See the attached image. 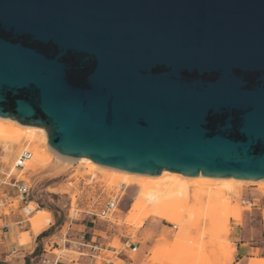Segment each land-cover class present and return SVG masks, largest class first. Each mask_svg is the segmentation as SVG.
Wrapping results in <instances>:
<instances>
[{
    "label": "water",
    "instance_id": "1",
    "mask_svg": "<svg viewBox=\"0 0 264 264\" xmlns=\"http://www.w3.org/2000/svg\"><path fill=\"white\" fill-rule=\"evenodd\" d=\"M0 117L108 167L264 179V0H0Z\"/></svg>",
    "mask_w": 264,
    "mask_h": 264
},
{
    "label": "rangeland",
    "instance_id": "2",
    "mask_svg": "<svg viewBox=\"0 0 264 264\" xmlns=\"http://www.w3.org/2000/svg\"><path fill=\"white\" fill-rule=\"evenodd\" d=\"M3 134H16L21 141L8 149L0 143V217H5V220L0 219V226L2 232L6 227L10 229L7 240L0 241V264H70L76 261L82 256L78 248L81 244L74 243L71 238H78L75 233L83 232L81 228L75 229L74 224H85L90 232L95 229L96 236L88 232L86 239L94 236L93 242L102 243L103 247L107 245L108 249L97 250L100 256L95 257L96 264L106 260L114 264L127 261L133 264H221L218 261L225 244L228 242L234 247L233 233L239 226L244 228L246 223L257 224L255 220L249 222L250 214L264 206V183H244L237 192L229 194L239 214L231 217L229 233L211 226L206 220L192 227L186 210L189 206L193 209L203 206L206 198L193 200L190 194L193 189L204 187L184 186L175 191L170 202L164 203L162 194L168 183H163L165 178L151 177L144 186L137 183L108 185L103 181V172H94L84 163L57 162L56 156L43 143L40 146L46 148L49 155L46 162L35 163L24 171L12 170L22 148L26 146L31 151L32 144L27 140L22 144L23 139L39 134L33 129L0 121V136ZM9 171L11 176L30 185L27 204L21 203L15 189L7 185L11 177H7ZM115 195L116 205L106 217L101 216V209ZM243 198L253 199V207L257 209L242 204ZM24 208L39 211L25 213ZM237 216H240L238 220ZM46 229L48 234L38 237ZM127 241L138 248L131 250V246L125 244ZM9 245L14 246L13 251L5 250ZM234 253L227 264H233Z\"/></svg>",
    "mask_w": 264,
    "mask_h": 264
},
{
    "label": "bare ground",
    "instance_id": "3",
    "mask_svg": "<svg viewBox=\"0 0 264 264\" xmlns=\"http://www.w3.org/2000/svg\"><path fill=\"white\" fill-rule=\"evenodd\" d=\"M0 121L10 124H17L24 128L33 129L37 131V133L39 134L38 137H36L35 134V136L32 135L26 137V139H23L22 144L26 140L30 142V144H32L31 151L27 149L26 146L22 148V150H29L31 152V158L25 161L24 167L20 169V171H24L34 166L35 163L42 164L46 162L49 159V155L47 152L48 149L50 152L53 153V155L56 156L57 162H61L64 160L68 162L76 161L77 163L86 164L94 172L95 171L103 172L104 173L103 176H105V179L103 181L107 182L108 185L110 184L125 185V184L137 183L141 186H144L145 182L149 180L151 177H162L163 179L165 178L163 183H166V181L168 183L162 194L164 203L170 202L175 197V191L182 189L184 186L197 185L200 187H204L201 190L193 189L190 194L191 199L193 200H197L198 197L206 198V202L203 206H197L196 209H193L192 207L189 206L186 210V216L189 218L188 221L190 220L192 227L199 225L202 220H204V222L206 220L211 226H217L219 227L220 231L226 234L229 233L230 231L229 222L231 220V217H234L238 214V210L235 208L234 205L231 204L230 195L237 192L238 187L240 185H243L244 183H264V179L246 180L235 177H212V176L200 175V174L195 176H188L179 172H173L166 169H163L157 175H151V174L136 173V172H130L113 167H108V166L100 165L88 157L73 158L55 151L49 145L47 139V133L43 127L24 125L19 123L17 120L11 119L9 117H0ZM20 141L21 139L16 134H5V135L3 134L0 136V143L3 144L4 149L6 148L8 149L9 146L17 145L20 143ZM41 143H43L47 149L41 147L40 146ZM12 170H14V167H12ZM35 210L37 209L34 208L32 210H27V211L30 212ZM234 250L235 248L231 247L230 244L227 242L223 247V251L221 253L222 257L219 256L218 262H220L221 264H227V261L230 262ZM167 264H171V263L169 262Z\"/></svg>",
    "mask_w": 264,
    "mask_h": 264
},
{
    "label": "crops",
    "instance_id": "4",
    "mask_svg": "<svg viewBox=\"0 0 264 264\" xmlns=\"http://www.w3.org/2000/svg\"><path fill=\"white\" fill-rule=\"evenodd\" d=\"M125 185H130V184H125ZM254 209L256 210L257 208ZM257 210L258 211H255L254 213L250 214L249 222L255 220L258 225L246 223L244 228L241 229V226H239L238 231H235L232 235V242L235 248L234 250L235 259L233 264H264V206L262 208L258 207ZM237 217L238 220L240 216ZM0 219L5 220V217L2 216L0 217ZM74 225H75L74 226L75 229L78 230L79 228H81L79 230H82L81 232H83V233H78V232L75 233L79 235L78 238L76 236L71 238L74 241V243L81 244V247L78 246V248L81 249L82 256L79 257L76 261H70V264H75V262L78 264H96L95 257L100 256V252L97 250L108 249L107 245L103 247L102 243L97 244L93 242L92 239L94 238V236H92L90 240L86 239V237H89L87 233L90 232V229L85 224H79V225L74 224ZM1 227L2 226H0V233H1ZM95 232L96 230L94 229L93 232L90 233L92 235H95ZM7 238H8L7 234L4 235L3 237L0 235L1 242L6 241ZM130 244H135V243L131 242ZM13 248H14L13 245H9V247L5 250L13 251ZM1 250L2 249H0V252H2ZM121 259L127 261V259L124 258ZM102 264H114V263L110 260H106ZM125 264H133V262L127 261Z\"/></svg>",
    "mask_w": 264,
    "mask_h": 264
},
{
    "label": "built area",
    "instance_id": "5",
    "mask_svg": "<svg viewBox=\"0 0 264 264\" xmlns=\"http://www.w3.org/2000/svg\"><path fill=\"white\" fill-rule=\"evenodd\" d=\"M29 158H31V152L29 150H23L18 157L15 159L14 161V169L20 170L24 167L25 161L28 160ZM11 176V171L8 172L7 177ZM2 184V182H0V185ZM7 185L9 186V188H13L16 191V195L19 198V200L21 201V203H25L27 204L28 202V197H29V193H30V185L28 184V182L24 181V180H20L18 177L15 176H11L9 178V180L7 181ZM6 194V193H5ZM117 199H116V195L113 196V198H111L110 200H108V202L104 205V207L101 209L100 211V215L106 217L109 213L110 210H112V208L116 205ZM242 204L246 205L248 204L250 207L255 206V203L253 202V199H242L241 200ZM25 213H29V211H27L24 208ZM10 231V229L8 227H6L5 230H1L0 235L3 237L4 235L7 234V232ZM128 247L131 246V250H136V245L135 244H130L129 241H127L125 243Z\"/></svg>",
    "mask_w": 264,
    "mask_h": 264
},
{
    "label": "trees",
    "instance_id": "6",
    "mask_svg": "<svg viewBox=\"0 0 264 264\" xmlns=\"http://www.w3.org/2000/svg\"><path fill=\"white\" fill-rule=\"evenodd\" d=\"M47 234H48V229H46L45 231H41V232L39 233L38 237H40V236H45V235H47Z\"/></svg>",
    "mask_w": 264,
    "mask_h": 264
}]
</instances>
